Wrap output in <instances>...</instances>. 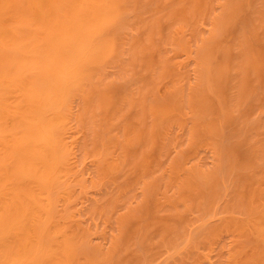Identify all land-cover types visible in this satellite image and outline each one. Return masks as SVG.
<instances>
[{
	"label": "bare ground",
	"instance_id": "1",
	"mask_svg": "<svg viewBox=\"0 0 264 264\" xmlns=\"http://www.w3.org/2000/svg\"><path fill=\"white\" fill-rule=\"evenodd\" d=\"M0 264H264V0H0Z\"/></svg>",
	"mask_w": 264,
	"mask_h": 264
},
{
	"label": "rangeland",
	"instance_id": "2",
	"mask_svg": "<svg viewBox=\"0 0 264 264\" xmlns=\"http://www.w3.org/2000/svg\"><path fill=\"white\" fill-rule=\"evenodd\" d=\"M205 28H207V26H205ZM190 72L193 74V70H190ZM189 72V73H190ZM192 74H189V80L191 79V80H194V78H195V73L192 75ZM193 78H192V77ZM78 137H81V135H78ZM205 151H206V153H205ZM203 153L205 154L204 156H205V161L208 163V162H210V164L209 165H211L212 164V161H213V157H212V155H213V153H212V151L211 150H205ZM208 152V153H207ZM202 153V154H203ZM212 160V161H211ZM88 163V165L90 166V164H91V162L90 161H88L87 162ZM89 173H87V177L88 178H90V177H92V172H90V171H88ZM100 190H96V189H92L91 190V195H97V194H99V193H101V192H99ZM87 204H88V202H86L85 203V207L87 206ZM230 240H231V238H226V241H228V242H230ZM220 248V245H218L217 246V248L213 251V253H212V255H211V259H212V261H215V258H217L218 257V254H216V253H218V249ZM222 248V247H221ZM220 248V249H221ZM227 248V247H226ZM219 249V250H220ZM224 250H226L225 248H223ZM215 254V255H214ZM217 256V257H216ZM213 257V258H212ZM217 260V259H216Z\"/></svg>",
	"mask_w": 264,
	"mask_h": 264
}]
</instances>
